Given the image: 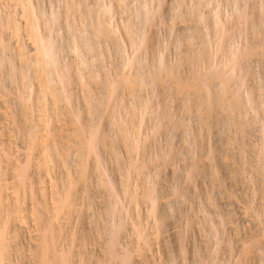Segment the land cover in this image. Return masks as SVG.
<instances>
[{"label":"bare ground","instance_id":"1","mask_svg":"<svg viewBox=\"0 0 264 264\" xmlns=\"http://www.w3.org/2000/svg\"><path fill=\"white\" fill-rule=\"evenodd\" d=\"M0 264H264V0H0Z\"/></svg>","mask_w":264,"mask_h":264}]
</instances>
